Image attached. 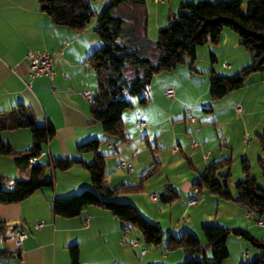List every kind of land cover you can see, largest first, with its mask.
<instances>
[{
	"label": "trees",
	"instance_id": "16d2710c",
	"mask_svg": "<svg viewBox=\"0 0 264 264\" xmlns=\"http://www.w3.org/2000/svg\"><path fill=\"white\" fill-rule=\"evenodd\" d=\"M93 0H39L40 9L52 22L75 33L83 32L94 20L101 47L85 59L98 81L97 91L91 100L92 117L114 140L115 156L130 139L126 136L123 115L133 108L132 98L139 103L150 102L149 89L155 78L165 71H173L179 65L197 60V50L211 41L219 44L222 32L230 29L241 39V45L252 54V63L232 77L218 75L210 77V95L219 100L229 93L242 89L248 78L264 71V0H248L244 9L242 0H220L216 3L202 1L188 3L177 13L169 15V26L159 30L157 40L148 35V13L145 0H107L101 12L92 7ZM215 59L214 54H212ZM29 129L33 145L27 150L17 151L1 137L4 131ZM56 136L52 125H40L33 109L25 104L0 111V156L10 157L23 170L29 169L28 178L14 180V191H5L7 183L0 181V207L21 203L36 192L54 187V179L48 178L47 170L67 172L75 166L86 170L92 188L80 194L58 199L54 202L55 216L63 218L81 217L83 212L96 207L110 212L122 223L124 231H136L141 239L151 246L163 244L162 227L149 221L132 203L120 202L116 196L122 193L141 192L143 180L151 177L159 168V162L148 171L139 185H121L112 189L106 181V165L109 154L101 151L104 140L93 139L77 147L79 155L91 153L94 161L88 163L81 158L54 160L48 165L31 166L33 157H40L44 147ZM264 151V131L259 134ZM159 163V164H158ZM264 176V160H261ZM231 158H223L210 164L193 188L204 189L219 196L223 201H233L264 220V188L251 176L250 164L243 159L244 179L236 184L237 195L229 189ZM225 171L224 174L221 172ZM179 194L168 187L160 201L171 204L179 200ZM251 220V219H250ZM0 227L7 226L0 221ZM202 232L205 243L191 233L180 238L170 237L167 250L182 249L190 259L185 264H224L230 257L228 240L230 235L249 241L261 255L255 261L243 264H264V240L253 237L249 232L204 225ZM71 264H80L81 252L78 245L68 248ZM7 253L0 249V254Z\"/></svg>",
	"mask_w": 264,
	"mask_h": 264
},
{
	"label": "crops",
	"instance_id": "0c3cea01",
	"mask_svg": "<svg viewBox=\"0 0 264 264\" xmlns=\"http://www.w3.org/2000/svg\"><path fill=\"white\" fill-rule=\"evenodd\" d=\"M202 1L218 0H162L160 2L153 0L154 5H157L155 26L158 30H161L160 28H163L169 22L171 13H176V10L178 12L180 7L185 4ZM106 3L108 2H105L103 6ZM96 27L97 22L94 20L83 32L75 33L67 27L55 25L49 16L41 11L39 0H0V111H8L16 105L25 104L33 109L40 125L50 124L55 128V138L44 147L45 155L39 157L41 165H48L54 160L76 158L91 163L94 160V155L91 153L79 155L77 147L89 140L106 139L107 133L103 130L101 124L94 121L92 117L91 101L83 97L84 92L95 93L98 88L94 71L87 67L84 62L88 56L101 47V40L96 33ZM148 35L151 36L149 19ZM228 35L232 37L231 34ZM153 36H155V32ZM224 36L225 33L222 40ZM207 45L211 51H214V54L216 49L222 47L221 44L218 48ZM30 50L55 53L53 80H50L47 76L32 77L30 75L29 62L26 59ZM215 59L219 60L220 57L215 54ZM195 66H197L196 71L198 72V64L195 63ZM226 67L220 66L219 69L216 67L214 69L219 75L225 76V74L239 70L237 68H245L242 66L237 67L235 62L232 66L227 64ZM263 73L264 71L261 72L260 76H257V81H253L252 84L258 82V80L264 81ZM156 78L161 79L162 77L157 75ZM161 80L162 83L158 86L164 97L170 89L168 83L164 82V79ZM178 90V87H175L174 99L177 96L180 99L173 105L178 110L174 112L171 109V113L164 116L163 119L154 120L151 129L181 117L184 111V120L187 121L192 116L187 113L189 105L184 101L183 92L181 90L178 92ZM197 107L200 106L197 104ZM251 117V113L248 112L241 118L243 120L241 122V141L243 133L250 131L249 129L258 131L260 128H264V119L250 125ZM191 124L196 125V121L191 122ZM1 137L17 151L27 150L33 145L32 135L28 129L4 131ZM174 138L180 147L188 140V137L184 134H175ZM106 142L109 149H114L116 144L114 139L111 138V141ZM229 148L232 147L228 146L227 149ZM127 149L128 147H125L119 154L121 153L123 157H126ZM181 149L183 148L181 147ZM190 149H193V147L190 146ZM231 151L235 154L234 149ZM233 153H231L232 156ZM214 154L215 151L208 154L207 157L206 153L203 158L199 153L197 156L200 163L204 167L205 164H208V167L212 160L218 161L229 158L230 152L222 151L220 159L215 157ZM0 165V181L3 179L8 183L17 179L28 178L29 169H21L10 157L0 156ZM122 169L132 173L131 177H127V181H120L114 186L107 182L111 188L115 187L114 189H116L121 185L136 184L140 167L133 172ZM49 170L51 171L49 172ZM199 170L198 173H201H199L197 181L204 173ZM223 172L225 173V171ZM47 176L54 179L53 188L40 190L21 203L7 204L0 207L1 222L6 226H22L28 233V238L23 242L20 249H17L13 240L0 242V249L7 252L0 254V264H71L68 248L73 245H78L80 248V264H162L156 255V249L150 250L149 246L144 248L142 246L144 241L141 239L140 234L133 230L124 231L122 223L110 212L90 207L83 212L81 217L63 218L54 215L53 206L56 200L78 194L83 189L92 188L91 179L86 170L80 166H75L67 172L54 171L52 168H48ZM130 180L133 183H130ZM194 183L186 182L184 187V190H186L184 193L189 200L195 195ZM173 190L178 192L176 189ZM201 192L197 194L198 197H200ZM232 194L235 197L237 192H232ZM130 197H120L118 201L131 202L138 208L134 199ZM216 200L223 203V200L217 196L214 198L215 202ZM226 203L231 205L228 206L229 215L239 221L237 227H234V229L228 227V229L246 231L253 237L264 240V231L261 234L258 233L257 227L264 228L259 226L257 219L253 220L254 216L251 220H248L247 210L244 207L233 201ZM187 206L189 207L188 203ZM197 206H199V202L191 208ZM140 213L145 215L144 212L140 211ZM244 217L248 220V223L250 222L248 226L243 223L242 218ZM253 221L258 226L252 224ZM86 222L88 223L86 224ZM38 223L43 225L37 228ZM192 227L194 228V225L185 226L181 231L184 234L188 233L192 230ZM5 231L4 227H0V239L4 237ZM181 231L171 230L168 238L171 236L178 238L179 235L183 234L180 233ZM237 239L239 240L237 242L238 251L234 255V264H243L251 258L252 251L247 249L248 247L246 248V244L243 242L244 239L238 236ZM143 251H146L145 255L142 254ZM244 253H247L248 256H245ZM180 255H182V259L179 264H185L190 259L185 251ZM255 255L260 256V252L255 253ZM164 258L169 259L170 256L165 254Z\"/></svg>",
	"mask_w": 264,
	"mask_h": 264
},
{
	"label": "rangeland",
	"instance_id": "374dc122",
	"mask_svg": "<svg viewBox=\"0 0 264 264\" xmlns=\"http://www.w3.org/2000/svg\"><path fill=\"white\" fill-rule=\"evenodd\" d=\"M218 1L209 2L216 3ZM242 1L244 3V9H246L248 0ZM105 2L108 1L93 0L92 7L94 10L101 12L107 5L106 3L105 6H103ZM146 3L151 27L150 38L155 41L158 38L159 32L158 28L155 26L157 5H154L153 0H146ZM165 25L166 26L163 28L168 27L169 22ZM154 32L155 36L152 37ZM224 33L225 36L222 40ZM228 34H231L233 38L229 37ZM222 36L217 45H214L211 41L207 43L217 48L220 44L222 45L220 49L218 48L215 50L216 56L220 57L219 60L213 59L212 54H214V51H211L206 44L199 47L197 50V60L195 63L199 66L198 72L196 71L197 66H195V63L193 64L191 60H187L184 64L179 65L175 69L176 71H165L159 74L162 77L161 79H164L163 81L168 83L169 89L172 88L175 91V87H178V92H180V90L183 92L184 101L189 105L187 113L188 115H192L190 117L195 119L196 125H192L193 123L191 124L190 119L187 121L183 119L185 114L184 111L181 117L151 129L154 120L163 119L164 116L171 113V109L174 112L178 110L177 107L175 108L173 105L180 99L179 96L175 99L173 98V100L166 96L163 97L160 92V87L158 86L162 83V80L157 79L155 76L151 84L152 89L151 86L149 89L150 102L146 106H142L139 103V97H134L132 98L134 104L133 108L124 112L125 132L127 137L131 138L129 143L120 148V151H122L125 147H128L125 153L126 157H123L121 153L115 156V149H109L107 143H103L101 148L102 153L110 155L107 158L106 181L108 183L110 182L111 186L117 185L123 180L127 181V177L129 178L132 175V173H128L121 168L120 164L122 161L129 163L134 168V171H137L138 167H140L138 172L139 177L137 176V182L134 185H140L145 174L152 169L157 161L160 163H158L160 166L157 171L154 172L151 177L143 180L144 186L141 192L122 193L116 199L118 200V198H123L124 196H132L130 198L134 199L139 210L145 213V215H142L149 221L156 222L162 227L164 235L162 245L155 247L142 242L144 248L149 246L150 250L156 249V255L162 264H179L182 259V255H180L183 253L182 249L169 251L166 248L171 230L178 232L181 231L182 228H185V226L194 225V228L192 227V230L188 233L193 234L202 243H205L206 241L202 232V227L204 225H214L220 228L231 227L232 229L239 225V221L233 219L232 216L229 215L230 210L228 206L231 205L226 203L229 201L219 203L216 200L215 202L214 198H216L217 195L210 193L206 189L201 192L200 197L197 195L199 198V206L193 208L187 206L189 199L184 193V191H186L184 190L186 182L191 184L196 182L199 173H201H198V170L200 169L204 172L208 165L205 164L204 167L203 164L200 163L197 156L198 153L201 154L203 158L205 153L208 155L215 151V157L220 159V153L222 151L226 150L230 152L228 157L232 160V176L229 182V189L231 192H237L236 184L244 179L242 168L243 159H247L250 164L251 176L257 179L259 187L264 188V176L260 164L261 160H264V151L259 139V134L263 133L264 128H260L258 131L249 129L250 131H246L245 134L243 133L241 141V122L243 121L241 118L244 117L246 113L249 112L252 115L249 121L250 125H254L264 119V81L258 80V82L252 84L253 81H257V76L261 75V73H255L248 78L242 89L233 91L222 99H212L210 95L211 72L215 71V73L218 74L214 67L217 69H219L220 66L227 68L226 65L229 64L232 66L233 62L237 63V67H246L252 63L251 52L241 45V39L235 32L230 29H225V31L222 32ZM237 69L239 70H235L230 74H225V76L232 77L241 71L242 68ZM197 104L200 106L199 108ZM237 108H241L240 113L237 111ZM139 122L146 123L148 129H142L139 126ZM146 133L148 134L147 136ZM175 134H184L188 137L187 142L181 145L183 149L178 145V142H175ZM104 141H111V137L106 134V139H104ZM193 141L198 142L201 146L190 149ZM228 146L232 148L227 149ZM176 148H178L179 151L173 153V150ZM232 149L235 150V154L231 151ZM231 153L234 154V157ZM214 161L216 160L210 161V164ZM50 171L51 170H49V172ZM221 173L224 174V172ZM130 183H133L132 180H130ZM168 187H172L178 191L179 200L171 204H165L160 200L154 201L152 199L153 194H158L160 199L161 194ZM114 188L115 187L112 189ZM185 197H187V199H185ZM252 216H254L253 220L257 219L255 215ZM242 219L243 223L248 226L250 223H248L249 219L247 218V220L245 217ZM190 221H192L191 224ZM252 224L258 226L256 222ZM257 231L261 234L264 229L257 227ZM180 233L183 234H181V236L179 235L178 238L184 235L183 231ZM237 242H239L237 236L235 234L230 235L228 240L230 257L224 264H234V255L238 251ZM243 242L246 244V248L248 247L247 249L252 251L251 258L246 260V263L255 261L257 258L255 253L260 251L249 241L243 240ZM165 254L167 256L169 255L170 258H164Z\"/></svg>",
	"mask_w": 264,
	"mask_h": 264
},
{
	"label": "built area",
	"instance_id": "2783aa9c",
	"mask_svg": "<svg viewBox=\"0 0 264 264\" xmlns=\"http://www.w3.org/2000/svg\"><path fill=\"white\" fill-rule=\"evenodd\" d=\"M156 2H160L162 0H155ZM54 56L55 53L52 52H46L42 50H30L26 56L27 61L29 62V72L32 77H41V76H47L50 78V80H53L54 77ZM166 96L170 99L175 97V91L173 89H170L166 92ZM83 97L86 100H93L94 98V92H84ZM237 111L240 113L241 108H237ZM191 122H195V119L193 117L189 118ZM139 126L142 129L147 128L146 123L144 122H139ZM200 144L196 141L192 142V147L197 148L199 147ZM179 149L176 148L173 150V153L178 152ZM45 155V152L41 154ZM208 155H206L207 157ZM31 166H38L39 165V158L38 157H33L30 160ZM121 167L124 169H127L129 172H133L134 168L126 163L122 162ZM15 189V181H11L9 184L4 186L5 191H14ZM194 196L189 200L188 205L189 206H195L198 204V198L197 194L200 193L199 188H194ZM152 199L154 201L159 200V195L158 194H153ZM247 218L250 220L251 219V213L249 211H246ZM88 222H86L87 224ZM259 226L264 228V220L260 221ZM43 224L38 223L37 228H40ZM28 238V233L26 230L22 228V226H17V225H9L6 228L4 237L0 239V242H4L7 240H13L16 244L17 249H20L23 245V242ZM143 255L146 254V251L142 252ZM245 256H248L247 253H244Z\"/></svg>",
	"mask_w": 264,
	"mask_h": 264
}]
</instances>
